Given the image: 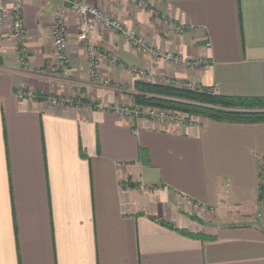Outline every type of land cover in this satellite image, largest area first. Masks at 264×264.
<instances>
[{
  "label": "crops",
  "instance_id": "1",
  "mask_svg": "<svg viewBox=\"0 0 264 264\" xmlns=\"http://www.w3.org/2000/svg\"><path fill=\"white\" fill-rule=\"evenodd\" d=\"M3 1L0 264H264V123L159 121L133 103L138 69L264 98V0H83L161 52L207 61L174 68L97 26L91 41L116 57L101 64L107 85L88 78L73 12L71 73L55 71L50 29L60 0H23L26 55ZM128 81L125 114L114 108L126 109Z\"/></svg>",
  "mask_w": 264,
  "mask_h": 264
},
{
  "label": "built area",
  "instance_id": "2",
  "mask_svg": "<svg viewBox=\"0 0 264 264\" xmlns=\"http://www.w3.org/2000/svg\"><path fill=\"white\" fill-rule=\"evenodd\" d=\"M138 5L142 6V2L134 0ZM11 35L20 45V53L25 54V41L26 32L24 30L23 23V0H11ZM69 12L75 13L80 20V27L77 32V41L83 45L86 54V64L88 66V78L91 81L97 82L102 81L103 84L107 85L108 80L102 79L99 75V69L103 60H109L113 63L116 62V57L112 56L110 53H106L91 41L90 35L95 30L97 26L109 29L113 32L121 34L127 42L134 48L142 53L151 55L157 58H163L165 61H171L178 64H185L193 68H199L205 66L207 61L204 58H185L180 56V54H175L171 52H161L158 49L149 45L145 39L138 36L133 30L127 29L122 23L113 18L112 16L106 14L100 8L87 4L83 0H60L57 6L54 19L50 29V35L53 44V67L55 71L58 72L61 78H67L70 75L69 67V53H68V24L67 15ZM7 13V8L3 0H0V25L5 21ZM182 31V29H178ZM207 46L209 43L206 44ZM22 62L25 60L22 58ZM135 76L145 82H153L155 80V75L153 73H148L143 69H138L134 71ZM17 97L28 98L33 100L35 98L34 93L26 90H19L17 92ZM47 101L53 105H80L79 101H74L72 98H67L63 96H47ZM114 110L130 114V110L122 108H114ZM140 109H135L138 113ZM144 116L151 119L159 121L177 122L181 124H191L190 120L175 111H164L147 108L145 112L142 113ZM142 187V186H140Z\"/></svg>",
  "mask_w": 264,
  "mask_h": 264
},
{
  "label": "trees",
  "instance_id": "3",
  "mask_svg": "<svg viewBox=\"0 0 264 264\" xmlns=\"http://www.w3.org/2000/svg\"><path fill=\"white\" fill-rule=\"evenodd\" d=\"M200 91L183 90L155 85L141 79L134 81V107H159L183 111L188 115H206L210 118L234 123H264V98H236L211 93L202 87ZM262 198V185L258 201Z\"/></svg>",
  "mask_w": 264,
  "mask_h": 264
},
{
  "label": "rangeland",
  "instance_id": "4",
  "mask_svg": "<svg viewBox=\"0 0 264 264\" xmlns=\"http://www.w3.org/2000/svg\"><path fill=\"white\" fill-rule=\"evenodd\" d=\"M172 53V52H171ZM177 54V53H175ZM182 56V55H180ZM184 57V56H183ZM188 59V57H185ZM189 58H194V57H189ZM107 60H103L101 64H103L104 62H106ZM169 64H171L174 68H178V69H194L193 67L191 66H188V65H185V64H178V63H174V62H171V61H167ZM101 68V67H100ZM149 73H152V72H149ZM155 75V80L153 82H147V83H150V84H155V85H164V86H170V87H174V88H178V89H183V90H191V91H194V90H197V91H200L202 90V86L196 84L193 80L191 79H184V78H179L178 77H168L166 76L165 74L163 73H153ZM99 75H100V69H99ZM105 78V77H104ZM123 89H125L127 91V94L129 95L128 97V101L126 103H124L122 106L123 108H126L127 110H131L132 108V98L130 96L131 94V90L132 89V85H131V81L129 82H126L125 85H123ZM129 91V92H128ZM209 92L213 93V91H210ZM126 93V92H125ZM151 109H157V110H164V111H175V112H178L184 116H186L191 123H195V124H204L206 123L207 121H214V122H221V123H234V122H229V121H220V120H216V119H213V118H210L206 115H194V114H190L188 115L187 113L183 112V111H177V110H172V109H165V108H159V107H149ZM147 108H145L143 111L145 112Z\"/></svg>",
  "mask_w": 264,
  "mask_h": 264
}]
</instances>
